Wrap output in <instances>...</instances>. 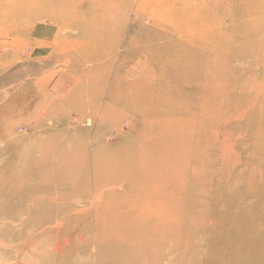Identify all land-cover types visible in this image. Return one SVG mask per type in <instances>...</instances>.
<instances>
[{"label":"rangeland","instance_id":"rangeland-1","mask_svg":"<svg viewBox=\"0 0 264 264\" xmlns=\"http://www.w3.org/2000/svg\"><path fill=\"white\" fill-rule=\"evenodd\" d=\"M44 1L42 0V3ZM54 2L49 1L50 5L46 6L45 14L30 15L31 17L19 27L22 32L16 36L12 34L16 25L10 20V25L8 23L5 27L6 30H11L7 48L1 47V43L5 42L6 38L1 34L5 29L0 28V31L2 30L0 32V105L3 99L18 102L22 96L31 103L30 110L22 109L19 104L9 116L4 114L0 120L3 130L0 131V264H116L112 261V257L116 256L114 253L118 251H115L117 246H110L108 243L107 238L110 233L103 225V215L97 214L95 210L97 204L93 194L91 195L94 182L89 181L90 178L85 175H78L75 180L69 181L65 172L54 173L47 166L49 163H62L61 156L49 155L50 148L53 150L63 148L69 143L75 146L82 142L86 143L89 138L95 137L94 132L97 129V122L90 124L87 120H78L81 119L78 112L84 114L88 110L87 107L82 104L77 107L69 106L66 100L61 101L58 95L62 90L66 94L69 92V101L76 102V95L79 94L77 90L80 86L91 82L95 77L106 76L111 77L108 86L113 91L119 93L123 91L121 96L128 97L126 100L136 101L135 104L131 102L132 107L128 110L130 116L136 109L155 106L160 107L165 118L174 120L177 113L182 115L181 126L173 125L153 142L158 143V152L167 157L170 163L175 164L171 158L176 157L175 166L181 170L191 169L192 166L201 163L207 166L206 176L194 181L197 187L191 191L188 202L189 208L196 212V230L201 232L207 229L208 225L204 220L209 215L214 217V212H225L223 216L225 221L230 224L235 222L237 226L239 219L244 222L247 219V225L250 226L258 225L260 221L261 230L253 235L241 233L239 230H228L226 236L229 248L222 254L234 255L230 264H264V187L259 189L248 187L249 181L252 183L251 174L254 165L257 164L258 172L264 174V158H260L262 161L258 157L256 160L252 159L251 135L250 130H247L250 119L246 112L243 116L240 113V106L244 103L250 105L251 102L258 104L260 101L264 102V33L248 29L246 21L255 18V22H258L262 18L255 16L251 18L246 13L247 6H242L244 0L241 2L243 8L239 12L240 5L231 6L236 11V15L233 23L228 22L227 28H237V26L243 28L236 33L230 31L227 36L230 40L224 39L228 41L230 47L218 50L216 55L211 54L219 58L216 59L217 64L209 62L205 65L208 66L207 68L202 66L194 73L195 81L215 79V83L208 88L193 90L194 86L191 85L190 77L186 74L169 71L167 75L162 73L163 68L158 71L154 69L156 76L151 71L154 80L150 84L139 86L134 83L131 74L136 65L143 66L147 63L149 66L151 64L161 66L158 64L159 60L164 63V60L168 59L187 61L181 56L174 55L177 53L175 50L179 48L177 43L179 39L159 33L160 28L168 26L167 22L161 23L152 19L136 21L133 11L129 19L126 14V18L122 17L121 21L116 20L114 26L110 23L111 18L106 15L101 14L103 18H100L97 14L95 16L91 14L89 17L90 10L79 11L70 3L66 6L72 5L71 7L56 9ZM263 2L264 0L262 2L250 0L249 3L251 7L253 4L259 8ZM95 3L96 6H101L103 1L96 0ZM207 13L216 16L209 11L204 14ZM219 14L222 18L223 11L220 10ZM57 16L62 19L58 20ZM51 19H54L58 25H55L52 37L47 36L42 39L28 32L23 33L39 22L50 25ZM101 22L102 25L104 23L102 28ZM132 37V42L127 45V40ZM251 41L252 43H249ZM258 41H262L261 48ZM158 46L163 50L166 49L164 53H156ZM149 47L154 50L153 53H150L149 49L146 51ZM199 48L203 49L204 46ZM192 51L197 53L199 50ZM79 52L86 53V58L95 66L78 69L76 64L80 60ZM151 54L153 55L150 56ZM189 60L188 64L191 67L195 63L198 65L204 63L195 58ZM105 63L107 66L103 67ZM61 78L73 79V87H63ZM165 83L168 86L159 92L158 89H162ZM6 90L10 94L9 98L1 95ZM188 91L190 95H187ZM147 92L151 93L153 98L145 102L144 97ZM18 95L21 96L16 100ZM84 100L97 104L91 92L84 95ZM117 101H120V98L113 102L114 108L120 103ZM1 110L3 108L0 107ZM202 112H206V115L200 116ZM69 113L72 119L70 121L67 117ZM152 124L156 125V122ZM165 124L157 123L156 126L167 128ZM109 125H112L111 121ZM125 128L130 139L134 143L137 141L139 143V138L141 139L142 136L139 130L143 131V128L138 126L134 131ZM145 132L142 133L150 136L153 130ZM110 138L119 141L115 136ZM199 141L205 142L206 148L203 146L199 148ZM115 148L117 149L114 146L113 149ZM137 152L122 150L121 159L128 162ZM141 154L147 153L141 151ZM84 159L82 155L74 158L76 163ZM136 159L137 165L141 157ZM38 162H46L43 164L44 169L38 168ZM100 179L104 181L102 187L105 188L107 186L105 177ZM72 181L78 187L87 185V188L82 189L83 194L75 192L74 189L70 190L76 186H73ZM192 185L188 183L186 189L189 191ZM201 188L203 191H200ZM254 191H258L260 199L250 198V196L254 197L250 195ZM66 193L71 198L81 199V204L75 212L84 209L88 214L85 213L80 218L69 221L73 226L70 230L71 236L67 230L69 237L66 238L65 235L61 237V249L57 251L58 245L55 239L50 237L53 231H57L59 226L56 222L59 221L53 220L43 226L37 224L34 226L33 222L44 214L43 207L41 210L38 209L41 204L38 199L54 200L56 196L65 197ZM246 199L251 202L250 206L247 205ZM36 202L39 203L38 207ZM189 208L187 206L179 212L173 210L181 213V217L184 218ZM248 210H252V213ZM260 217L263 219L260 220ZM182 237L187 239L185 234ZM81 240L84 243H79ZM161 240H166L169 247L173 239L166 234ZM66 241H70V244L65 243ZM107 243L113 248L107 247L110 250L104 249L103 252L101 247ZM197 244H204L203 238L197 239ZM176 251L174 256L185 260L183 263L177 261L178 264H197L196 257L192 258L193 253H188L183 248ZM241 253L242 257H240ZM140 255H143L141 251L130 254L128 258L138 262ZM153 262L155 261L151 259L150 264ZM117 264L120 262L118 261Z\"/></svg>","mask_w":264,"mask_h":264},{"label":"bare ground","instance_id":"bare-ground-1","mask_svg":"<svg viewBox=\"0 0 264 264\" xmlns=\"http://www.w3.org/2000/svg\"><path fill=\"white\" fill-rule=\"evenodd\" d=\"M49 1L54 2V0H45L43 3L42 0H0V28L2 29L3 27V29H5L7 24L9 23L10 25L13 21L16 26L12 34L15 36L16 34H20V32H22L19 29L21 24L27 21V19L31 17L30 15L45 14L46 6L50 5ZM60 1L61 0H55L54 6L57 7L56 9H59V7H71L73 5L75 9L79 11L82 10L87 12L90 10L89 17H91V14L92 16L97 14L100 18L102 17L101 14L108 16L111 18L110 23H113L114 26L116 20L121 21L122 17L126 18V14H128L127 17L129 19V15L133 11L136 21L141 19L140 22H142L152 19V21L157 20L161 23H168L166 24L168 26L159 29V33L163 36L179 39V42H177L179 48L175 50L177 53L174 55H178V57L181 56L183 60L186 59L187 61L180 62L168 59L164 60V63L159 60L158 64H161V66L154 64L149 66L147 63L146 65L143 64V66L136 65L132 69L131 74L134 78V83L139 86L150 84L154 80V77H152L155 75L154 69L158 71L160 68H163L162 73L167 75L169 71H175L178 74H186L190 77L191 85L194 86L192 88L193 90H195V88H199L200 90L213 85L215 79L195 81L194 73L202 66L207 68L208 66L205 65L209 62L217 64L218 62L216 59L219 58L211 54H215L218 50H223V48L230 47L228 41L226 42L224 39L230 40L227 37L230 31L236 33L237 30L243 28L240 26H237V28H227L228 22L233 23L236 15V11L231 7L232 5H240L238 6V12L241 8L247 6L246 13H248L251 18L253 16L262 18V20L258 22H255V18H249V20L246 21L248 23V29L264 33V2L257 8L253 6V4L252 7L250 6V0H244L245 3L242 5L243 7L241 6L243 0H102L103 4L101 6H96V0H88L87 2L82 0H63L64 3ZM260 2H262V0H260ZM68 3L72 5L66 6ZM220 10L223 11L222 18H220L221 15L219 14ZM207 11L210 13L212 12V15L215 14L216 16H211L208 13L204 14ZM59 16L61 17V15ZM59 16H57V19L61 20L62 18ZM90 19L92 20L93 17ZM10 20L11 22H9ZM56 23L54 19H51L50 25H44V22H39L30 26V29L23 33L28 32L42 39L45 37L47 38V36L52 37V32L54 33L53 29L58 26ZM100 24L102 28L104 23L103 25L102 22ZM100 24L98 26H100ZM95 25L96 24H94V26ZM9 31L11 30L5 29L1 33L6 38L5 42L1 43V47L3 48L8 47V38L11 35ZM129 39L127 40V45L132 42L133 37ZM249 43H252V41ZM258 43L261 48L262 41H258ZM74 46L73 44V47ZM200 46H204V48L201 49L199 48ZM148 49L149 52L151 51L150 53L154 52L150 47L146 48V51H148ZM194 49H198L199 51L197 53L193 52L192 50ZM164 50L161 46H158L156 53H164ZM152 55L153 54L150 56ZM86 57V53L79 52L78 58L80 60L78 63L76 62V67L78 69L95 66ZM194 58L204 63L200 65L195 63L191 67L188 64L190 61L189 59ZM84 59L85 61H83ZM105 66H107L106 63L103 64V67ZM110 80L111 77L108 76L103 78L95 77L91 82L80 86L77 90L79 94L76 95V102L69 101V92L67 94L63 90L60 92L61 94L58 95V98L61 101L66 100L69 106L72 105L73 107L74 105V107H77V105L82 104L87 107L88 110L84 112V114L78 112L81 117V119L78 118V120H87L90 124L92 122H97V129L94 132L95 137H92V139L88 137L89 139L86 143L82 142V144L79 143L76 146L75 144L69 143L63 146V148H56L53 150L50 148L49 155H55V157L61 156L62 163H49L47 166L54 173L65 172L69 181L75 180L78 175H85L88 179L90 178L89 181L92 180L94 182V189L91 195L93 194L92 196L97 204L95 210H97V214L103 215V225L106 226L107 231L110 233L107 238L108 243L110 246H117L115 251H118L114 253L116 256L113 255L114 257H112V261L116 264L118 261L120 264H150L151 259L155 261L153 264H178L177 261L183 263L185 260L174 256V253L177 252L176 250L179 248H183L188 253H193L194 256L192 258L196 257L197 264H230L234 255L223 256L222 254L224 250L229 248L226 236L228 230H239L241 233L244 232L248 235H253L261 230L259 228L260 221L258 225L250 226L247 225V219H245L246 222L239 219L240 222L237 226L235 222L230 224L225 221L223 217L226 214L225 212H214V217L209 215V217L204 220L205 224L208 225L207 229L198 232L195 228L196 212H193L191 208H189L188 202L191 191L197 187V185H194V181L197 178L201 180L202 176H206L205 172L207 171V166L201 163L192 166L191 169L184 168L181 170L178 166H175L177 158L172 157L171 159L175 164L170 163L167 157L165 158L161 152H158V143L155 144V142H153L157 140L156 137L160 136L163 131L171 129L170 127L173 125L181 126L183 121L181 119L182 115L177 113L174 120L167 117L165 118L160 107L155 106L139 110L136 109L130 116L128 110L132 107V103L135 104L136 101L126 100L128 98L127 94V98L121 96L123 95V91L120 93L119 91H113V89L108 86ZM60 82L63 87H73V79L61 78ZM126 83L128 84V82ZM167 86L168 84L165 83L163 88L160 90L158 89V91L161 92ZM52 89L54 88L52 87ZM88 91L92 93L93 99L97 100V104H91L84 100V95L89 94ZM146 94L147 95L144 97L145 102L153 98L151 93L147 92ZM153 94L154 93H152V95ZM1 95H3L4 98H9L10 94L6 90L2 92ZM187 95H190V91L187 92ZM20 96L18 95L16 100L19 99ZM118 98H120V101L117 102L120 103L114 108L113 102ZM12 101L3 99L2 105H0V107L3 108V110L0 111V120L4 114L9 116L14 107H18L19 104L22 106V109L26 111L31 108V103L25 96H22L18 102ZM212 112L214 111L212 110ZM244 112H246V115L250 119V126H248L247 130H250L249 132L251 135L250 141L253 147L252 159L256 160L257 157L258 159L264 158V102L260 101L259 104L251 102L250 105L244 103L240 106V113L242 116ZM70 115L71 113L67 116L69 121L72 120ZM205 115L206 112H202L200 116ZM110 121L112 123L111 126L109 125ZM152 122H156V125L157 123L161 125L166 123L165 125H167V128H159L157 127L158 125L156 126L152 124ZM138 126L143 128V131L139 130L142 136L141 139L139 138V143L138 141L134 143L133 140L130 139L129 134L125 132L124 127L129 131H134ZM147 130L151 132L153 130L152 134H149L150 136L142 133ZM0 131H3L1 126ZM103 136L107 138H102ZM114 136L116 140H119L117 141L119 142L118 144L110 138ZM13 137L15 136L13 135ZM114 146L117 147V149L115 148L114 150ZM201 146L206 148L205 142L202 143L199 141V148ZM127 149L129 151L133 150L139 152H137L135 156H132L128 162H125V160L121 159L120 152ZM141 151L147 154L142 155ZM78 155H82L83 158H85L83 160L84 162L78 161L76 163L74 158L78 157ZM137 157H141V160L136 165ZM101 159L102 162H100ZM44 163L46 162L37 163L40 170L44 169ZM257 167H259L257 164L252 167V183L249 181L248 186L254 187L255 189L264 187V174L261 171H259V173ZM102 177H105L104 180L107 182L105 188L102 187L104 182L100 179ZM191 181H193V183ZM72 183L73 186L76 185L75 182L72 181ZM188 183L193 184L189 191L186 189ZM85 188H87V185L83 187H78L76 185L70 190L74 189L75 192L83 194L82 189ZM200 191H203V189L201 188ZM250 195H254V197L250 196L251 199H260L258 191H254L250 193ZM64 196L65 197L56 196L54 200L46 199L48 202H46L44 198L38 199L37 201L41 204L39 205V203L36 202V206L39 205V207H37L40 210L41 207H43L44 214L41 218L39 217V219L33 222L34 226L36 224L43 226L50 224L53 220L59 221L56 222V225L59 226L57 231H53L50 237L55 239L58 245L56 248L57 251L61 249V237L63 235H65L66 238L69 237L67 230L71 236L70 230L73 226L69 221L73 218H80L81 215L83 216V214L85 215V213H87L84 209H81L80 212H75L77 207L81 204V199L71 198L67 193L64 194ZM250 204L251 202L247 200V205L250 206ZM187 206L189 210L184 218L181 217V213L179 214L173 210L176 209L179 212ZM254 210L257 211L255 208ZM248 212L252 213V210H248ZM262 219L263 218L260 217V220ZM65 228L66 230L64 231ZM64 232L66 233L64 234ZM166 234L174 240L170 241L169 247L166 240H161ZM184 234L187 239H183L182 235ZM199 238H203L204 244H197V239ZM81 242L84 243L83 240L79 241V243ZM65 243L70 244V241H66ZM108 243L101 247L103 252L104 249L107 251L113 248L110 247ZM101 249L99 248V250ZM140 251L143 255H140L138 262L132 258H128L130 254ZM242 256L243 254L241 253L240 257ZM100 257L103 256L100 255Z\"/></svg>","mask_w":264,"mask_h":264}]
</instances>
